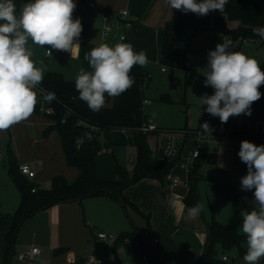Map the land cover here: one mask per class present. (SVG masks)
I'll return each mask as SVG.
<instances>
[{
    "label": "crops",
    "instance_id": "crops-1",
    "mask_svg": "<svg viewBox=\"0 0 264 264\" xmlns=\"http://www.w3.org/2000/svg\"><path fill=\"white\" fill-rule=\"evenodd\" d=\"M13 2L16 5V14L19 15L27 0H13ZM75 2L77 7L73 12V18L80 19L83 30L78 40L80 48L74 56H71L68 52L57 50H52V56H48L46 50L49 46L42 48L33 44L31 40L28 44L33 50L32 59L36 62V65L40 66V61L44 62L46 66L45 73L47 71H58L70 80H75L81 68L91 71L84 57L92 48L101 43L103 19L97 14L98 11L107 13L118 12L123 9L129 10L132 22L125 30L127 37L123 42L130 43L136 52L141 50L146 52L148 61L160 58L161 42L167 23L185 26L186 31L194 29L197 25L196 30L201 28L204 33L208 34L210 43L217 39V34H215L211 40L210 30H216L218 27L227 30L238 25L237 21H230L226 14L217 10L211 11L206 16H198L191 12L184 13L171 9L166 0H75ZM52 125H49V120L45 121L40 116L32 114L29 119L13 125L6 131H0V212L1 214L10 212L6 216L0 215V264L5 263V251L11 245L8 234L14 222V214L21 201V193L9 173V168L5 172L3 154L6 152L9 154L10 149L13 153L16 151L17 154H14L18 163L26 162L33 170L36 169V165L40 164L39 160L43 159L42 156H52L58 164L49 171L51 176L62 174L67 179L72 180L79 175V169L69 165L66 160L59 132L57 134L54 132L56 130L49 129ZM109 130L114 131L116 129L104 130L103 134H106ZM125 132L130 133L133 144L132 133ZM100 135L90 139L86 145L79 148V151L84 157L93 155L96 157L99 178L104 180L115 179L117 171L115 172L113 167L115 168L116 164L120 162L115 161V165L113 162L112 166L104 165L100 158H97L93 147L89 146L92 140ZM159 142V140L156 141V144ZM209 145L212 148L207 152L215 157L214 162L217 164V170L227 175L219 182L222 186L220 191L226 195H228L227 191L234 193L248 202L256 204L253 195L254 190L244 191L241 189V177L247 173V166L238 156L240 145L227 144L232 154L230 162H223L222 157H220L219 147L222 144ZM109 148L102 147L101 151L104 153L111 151L115 156L116 146ZM132 158L135 160L131 155L126 162L134 163L135 161H131ZM120 164L127 168L124 164ZM177 165L178 163L174 167V172L178 169ZM180 167L182 168V164ZM200 167L195 178H199L200 174L202 175ZM182 177V182L178 184H172L169 180L166 183L155 178H143L126 188L125 195L137 204L143 212H137L128 206L130 212L136 216L135 223L132 221L131 224L127 222L124 213V210L127 211V209L124 205L107 195L90 196L82 201H62L47 206H44V198L34 199L28 207L29 210H34V212L29 214L20 224L12 243V247L15 246L16 249L17 246L19 252V260L15 264H20L19 261L21 260L27 261V264H90L91 255L95 260L91 261V264H104L102 260L104 255H100L97 250L98 243H104L108 246L111 256L114 255L115 257L114 264H133L138 260L135 259V256L127 253L124 245L114 246V242H110L107 238H99L97 233L103 231L116 237L124 230H132L134 224L148 239L149 244L164 264H188L195 261L204 250L208 239L209 224L204 222L199 215L195 218L187 216V208L191 205H187L185 196L188 194L191 184L190 180L186 183V180L189 179L188 174L184 172ZM31 180L40 185L43 177L36 172ZM228 197L230 200L232 199V196L228 195ZM169 199L175 200V207L169 205ZM8 201V205L11 206L9 211L5 207ZM232 201L234 204H238L241 210H244L234 198ZM227 204L230 207L233 205L230 202ZM146 214L150 216V224L144 220ZM217 218L226 227L229 226L235 230L240 229L234 224L227 223L231 222V219L225 221L221 217ZM235 218V220H241L240 222H242V217ZM155 225H157V228L162 227L164 234H168V241L164 246L154 238V236L157 238L156 233L152 234V227ZM24 226H26V230L24 234H21ZM28 226L33 228L32 233L28 232ZM37 237H39L40 243H36ZM183 239L188 243L186 247L180 242ZM34 246L41 249L38 259L29 261L20 257L23 251ZM97 260H100V263Z\"/></svg>",
    "mask_w": 264,
    "mask_h": 264
},
{
    "label": "clouds",
    "instance_id": "clouds-1",
    "mask_svg": "<svg viewBox=\"0 0 264 264\" xmlns=\"http://www.w3.org/2000/svg\"><path fill=\"white\" fill-rule=\"evenodd\" d=\"M171 9L184 13L206 16L211 11L223 12L228 0H166ZM75 0H27L19 15L13 0H0V131L29 119L42 95L45 102L56 99L55 93L39 88L46 66L32 59L29 40L45 48L48 56L52 50L65 51L74 56L83 26L79 18H73ZM254 34L264 39V27L255 28ZM208 52L204 84L213 94L198 97L208 114L227 123L230 117L251 115V106L261 99L260 87L264 85V70L254 58L240 51H229L232 41L226 36ZM114 46L100 43L91 49L84 59L91 71L81 68L75 77L79 98L92 111H99L105 104V94L117 97L134 83L130 72L134 66L148 63L146 52L134 51L130 43H124L123 35ZM200 127L211 136L212 128L205 121ZM246 164L247 173L241 177V189L253 191L258 207L242 210L240 231L246 237L245 264H259L264 258V145L257 146L242 140L238 152ZM175 207V200L169 199ZM202 204L187 208L189 218L197 217ZM91 261H95L90 257Z\"/></svg>",
    "mask_w": 264,
    "mask_h": 264
},
{
    "label": "trees",
    "instance_id": "trees-1",
    "mask_svg": "<svg viewBox=\"0 0 264 264\" xmlns=\"http://www.w3.org/2000/svg\"><path fill=\"white\" fill-rule=\"evenodd\" d=\"M218 11V10H217ZM220 12V11H219ZM230 21H237L238 25L228 28L232 43L259 40L264 45V39L254 34V29L264 27V0H228L223 12ZM182 26L167 23L164 28L160 62L169 66H185L182 58L186 49L183 48ZM260 67L264 70V61ZM187 68V67H186ZM134 78L133 85L117 97H109L105 94V104L99 111H92L88 105L79 98V93L75 88V80L65 78L58 71H47L41 85L47 92L55 93L56 99L45 102L46 107H52L53 112L47 113L54 124L49 129H56L59 132L66 160L69 165L79 169V175L68 180L64 175L59 174L52 178V185L49 189H39L38 185L28 176L21 173L20 163L13 151L9 150L8 163L9 173L21 193V201L14 216L12 228L8 234L9 245L5 251L6 260L4 264H9L12 243L23 220L34 210H29L30 203L38 198H44V206L68 200H80L90 196L107 195L121 202L125 209L130 206L137 212L143 213L141 209L125 195V189L139 182L143 178H155L165 182L167 175L174 170L182 156L175 160H160L152 156L151 147L148 143V134L142 132L140 127L147 122L150 117L144 111L145 95L144 88L148 85L150 73L145 67L134 66L130 72ZM261 99L251 106V113L264 116V85L260 87ZM164 98V97H163ZM41 101L36 104L35 110L40 111ZM90 125H95L98 132H94V137L100 135L104 130L120 129L129 131L133 136V146L137 150V159L134 160L133 173L116 164L117 177L111 180L99 178L97 171L96 157H84L81 155L77 143L78 137L86 134ZM152 133V132H151ZM88 140L83 143V146ZM202 164L199 159L189 173L190 189L185 196L187 205L198 204L194 182ZM168 180V179H167ZM166 180V181H167ZM193 185V186H192ZM35 188V191L32 189ZM244 210H251L258 205L227 191ZM149 222V215H145ZM246 241L241 233L226 227L217 219H213L208 226V239L202 254L193 262L188 264H224L217 255L216 245L222 244L224 247L239 246L242 248ZM124 245L126 251L131 256L146 255L152 264H164L153 250L148 239L140 232L134 224L133 229L124 230L119 233L114 240V246Z\"/></svg>",
    "mask_w": 264,
    "mask_h": 264
},
{
    "label": "rangeland",
    "instance_id": "rangeland-1",
    "mask_svg": "<svg viewBox=\"0 0 264 264\" xmlns=\"http://www.w3.org/2000/svg\"><path fill=\"white\" fill-rule=\"evenodd\" d=\"M226 24H228V22H226ZM182 27L184 29L183 48L186 49L185 56L182 58V60H186L187 62H189L191 67L186 68L183 65L180 67L164 65L161 64L160 58L148 61L147 65L144 66L145 69L150 73L149 83L144 88V95L146 99H149V101L144 103V111L151 117L152 122L154 124L164 129H181L186 127L195 128L199 126L200 121L202 119L201 108L203 106L200 105L198 97L202 96L201 83L204 77L203 73L207 71V47L210 46L211 49L214 50L215 46L218 43L222 42L217 37L215 41H212V43H210L208 34L204 33L201 28H198V30H196L197 25H195V28L190 31H186L185 26ZM209 32H211V30ZM229 51L243 52L250 57H254L259 63L264 61V45H261L259 40H249L244 43H232ZM163 67L165 68L163 69ZM36 111H34L33 113L34 116H40L45 121L49 120V125L54 124V121H51L52 118L49 115L44 113L42 110H40V112ZM111 131L113 130H109L106 134H103L102 132V135L92 140L89 146L93 147L97 158H100L101 162L104 165L112 166L113 162L115 165V161H119L120 163L127 166L130 173H133L134 163L126 162L127 159L129 160L131 155H133L135 160L137 159V150L136 147L132 144V137H130V133L122 130L118 131V129L114 130L113 132ZM54 132L58 134L57 130ZM158 140L160 141L161 139L157 135V133L150 132V134H148V143L150 147H155L156 141ZM114 146H116L115 156L111 153V151L108 153H104L101 151L102 147L113 148ZM228 146L229 145L227 144H222L219 147L220 157H222L223 162H230L232 157L231 151ZM211 148V145L205 146L206 151L210 150ZM14 153L17 154L16 151H14ZM188 154L189 148L186 147V149L182 153V158H180L178 162V169H176L175 172L174 170H172L173 174L180 175L181 177L184 176L185 171L184 169L182 170L180 166L181 164L186 162ZM3 157V166H5V172H7L9 167L8 153L6 152L5 154H3ZM42 157L43 159L39 160L40 164L36 165V169L34 171L35 173L37 172L43 177V181L40 182L38 188L46 190L51 187L52 178L54 177L49 174V171L53 167L57 166L58 162L55 158L53 159L52 156L45 155ZM113 170L115 172L117 171L116 166L115 168L113 167ZM200 172H202V175L200 174V177L197 178L194 182L196 195L198 197V204L203 205V209L199 214L200 218L208 224L211 223L213 219H218L217 217H221L225 219V221H230L228 219H231V222L227 223L234 224L240 228L242 222H240L241 220H235V217H242V210L238 207V204L233 203L232 197V199L230 200L228 195L220 191L222 186L219 182L220 180L224 179V176L227 177V175L217 170V164H215V162L208 161L202 162ZM185 173L187 174V172ZM68 180L71 181V179ZM166 180L165 182L168 183V180ZM7 192L9 193V191ZM228 202H230V204H233L232 207L227 204ZM8 204L9 201L5 206L8 209L7 211H9V209L11 208V206ZM124 213L127 217L128 224H131L132 221H134L135 223L136 216L133 215L129 209H127V211L124 210ZM7 214H10V212H5L2 214L0 212V215L6 216ZM144 220L148 222L147 219ZM150 221L151 220L149 218V222ZM25 230L26 226L22 228L21 234H24ZM32 230V227L28 228V232L32 233ZM163 231L164 229L162 227L157 228V225L152 227V234L156 233L157 235V238L155 236L154 238L157 239V241H159L160 244L164 246L165 243L168 241V234H164ZM235 231L241 233L244 236V234L240 230ZM39 241V237H37L36 243H40ZM180 242H182L184 247H186V245L188 244L185 239ZM97 250L100 255H104L106 257L105 258L104 256H102L104 264H108L109 262L110 264H114L115 257L114 255L111 256L107 245H104V243H98ZM246 251V241L243 242L241 249L239 248V246L235 245L231 247H224L222 244L216 245V252L220 258L224 254L228 255L229 260L227 261V264H245L243 256ZM11 252L12 253L9 264H15L19 260V252L17 246L16 249L15 246L14 248L12 247ZM135 259L138 260L137 262H142L143 260L142 256H135ZM131 260L133 261V259ZM19 262L20 264H27V261L25 260H21ZM259 264H264V258L260 260Z\"/></svg>",
    "mask_w": 264,
    "mask_h": 264
},
{
    "label": "built area",
    "instance_id": "built-area-1",
    "mask_svg": "<svg viewBox=\"0 0 264 264\" xmlns=\"http://www.w3.org/2000/svg\"><path fill=\"white\" fill-rule=\"evenodd\" d=\"M97 14L103 19L101 43L104 42L108 43L110 46H114L116 43L120 42L119 38L121 35H123L126 39L127 33L125 30L131 25L132 22L129 10L123 9L118 12L107 13L98 11ZM215 34H217V37H219L221 41L222 36H226L231 40L229 34L227 33V30L220 27H218L216 30H211V40L214 38ZM207 50L209 52L212 49L210 46H208ZM183 64L187 68L191 67L190 63L186 60H184ZM164 68L165 67H163V69ZM204 81L205 76L203 77L201 83L202 96L204 94H213L214 90L210 86L206 87ZM39 88L44 92H47L41 84ZM39 100L41 101L40 110L45 112H53L52 107H46V105L44 104L42 95L39 96ZM147 101H149V99H145V102ZM205 108L206 105L201 108L202 119L199 126L195 128L186 127L181 129H164L154 124L151 117H149L147 122H145L140 127V129L145 133L155 132L161 139L160 142L155 145V147H151L152 156L160 160H175V158H177L178 156H182L183 151L186 149V147H188L189 154L187 156L186 162L182 164V168L189 175L190 171L199 159H201L202 162L215 161V157L205 150L206 145H240L242 140H249L257 146L264 145V116H259L252 113L250 116L241 114L239 116L230 117L227 123H221L218 117H213L208 114L204 110ZM205 121H207L212 128L211 136L205 133H201L203 132V129L200 127V125H202ZM89 129L90 130L86 134L78 137L77 143L79 146H83V143H85L87 140L89 141L90 139L94 138V132L99 133L98 128L95 125H90ZM131 161L134 162L133 158L131 159ZM19 169L21 173L28 176L29 178L35 176V171L26 162L20 163ZM172 172L173 171H171L167 175V179L172 184H178L179 182H182V178L179 175L173 174ZM188 180L189 179L186 180V183L188 182ZM32 191H35V188H33ZM97 236L101 239L107 238L110 240V242H114L115 240V237L113 235H109L103 231H99L97 233ZM40 253L41 249L37 246H34L28 250L23 251L20 254V257L29 261H35L39 258ZM142 258V262H134L133 264H152L146 255H143ZM221 260L224 264H227V261L229 260L228 255H222ZM97 262L100 263V260H97Z\"/></svg>",
    "mask_w": 264,
    "mask_h": 264
}]
</instances>
